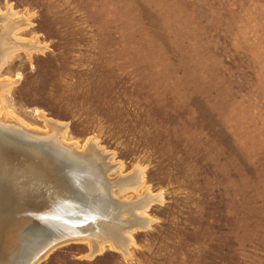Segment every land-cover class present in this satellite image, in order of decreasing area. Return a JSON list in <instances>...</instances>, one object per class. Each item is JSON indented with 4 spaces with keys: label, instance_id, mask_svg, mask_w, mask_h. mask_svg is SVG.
Listing matches in <instances>:
<instances>
[{
    "label": "rangeland",
    "instance_id": "1",
    "mask_svg": "<svg viewBox=\"0 0 264 264\" xmlns=\"http://www.w3.org/2000/svg\"><path fill=\"white\" fill-rule=\"evenodd\" d=\"M6 12L26 26L0 66V120L79 155L96 143L117 175L142 174L124 202L155 195L105 220L134 226L126 251L71 240L35 264H264V0H0Z\"/></svg>",
    "mask_w": 264,
    "mask_h": 264
},
{
    "label": "bare ground",
    "instance_id": "2",
    "mask_svg": "<svg viewBox=\"0 0 264 264\" xmlns=\"http://www.w3.org/2000/svg\"><path fill=\"white\" fill-rule=\"evenodd\" d=\"M10 14L12 13L0 14V24L5 23L0 29V66L17 47L19 48V43H21L17 38H12V34H15L14 31L18 27L26 26L23 22L11 20ZM4 85L5 83L1 86ZM46 121L49 123L48 125H52V128L59 125L53 119ZM18 124L9 122V120L7 122L0 120V264H16L19 258L25 259L24 264H34V258L40 253L42 247L49 245L51 241L62 240L63 238L62 241L89 240L93 251L101 250L104 246L103 241L104 243L110 242L112 247L120 251H126L132 241L126 230L128 232L134 226L127 227L125 223L121 222L111 226L105 220H111V216L129 214L133 210H140L143 214L147 204L155 195H151L147 191L148 193H145L139 200H126L125 202L122 197L126 195L128 188L141 181L142 174L139 175L135 170L128 176L117 175L119 165L112 163L113 157L111 158V155L96 151V143L89 144L87 150L79 155L74 151L76 148L73 151L65 148L62 144L64 140L59 141V137L56 138L55 135H41L44 133H41L40 130V132L32 131L30 134L24 133L25 130L20 133ZM22 134H28L30 140L17 137ZM28 158L31 159L25 161ZM31 161H36L37 164L41 163L42 165H38L46 167V171L44 167H40L41 170H44L39 171V168L31 165ZM111 174L114 177H111ZM69 186L84 192L85 200L83 201H86V205L77 209L75 203L77 199L80 200L82 195L72 191ZM69 197L75 199H69ZM29 198L35 202L31 207L26 206ZM90 202H94L97 208L98 205L101 206L99 215L97 213L93 215V218L98 216L96 217L97 221L93 224H91L90 219L88 220V216L94 213V206L93 208L89 207L91 206ZM50 203H52L51 206L53 205L54 213L59 214L61 211L70 209L72 212L69 215L70 218H76L77 224L81 223L79 226L66 229V232H69V237L65 238L67 233L63 234L62 231L61 233L55 231L49 235L45 228H41L43 226L41 222L47 221V215L44 211ZM40 204H45L42 209H40ZM137 220H139V226H146L147 222L144 216L140 219L137 218ZM98 222L104 225L103 228L101 227L100 233L95 228V224ZM99 226L97 225V227ZM58 233L60 234L57 235ZM39 239L43 242L41 245H37ZM55 243L53 242L51 245ZM35 248L39 249L32 254Z\"/></svg>",
    "mask_w": 264,
    "mask_h": 264
},
{
    "label": "water",
    "instance_id": "3",
    "mask_svg": "<svg viewBox=\"0 0 264 264\" xmlns=\"http://www.w3.org/2000/svg\"><path fill=\"white\" fill-rule=\"evenodd\" d=\"M25 156H27V155H25ZM29 159H31V158H28V159H26L25 161H29ZM32 160H34V159H32ZM24 161V162H25ZM31 165H35V168H39L38 170L39 171H42V170H44V169H42L41 170V168L40 167H44V166H40V165H38L37 164V162L36 161H31ZM45 168V171H46V167H44ZM70 187V189L72 190V191H74V192H79L81 195H82V197L80 198V200H78L77 199V202L75 203L76 205V207H77V209H79L81 206H84V205H86V201H83V200H85V194H84V192L82 191H80V190H78V189H76L75 187H71V186H69ZM70 193V192H69ZM69 199H75V198H73V197H69ZM29 202L26 204V206H29V207H31V206H33L34 204H35V202H33V201H31V198H29V200H28ZM46 204V203H45ZM45 204H40V209H42V207L45 205ZM51 204L52 203H50V204H48L47 206H46V209H45V211H44V213H46V215H47V221H45V222H41L42 224H43V226L41 227V228H45V230L48 232V234L49 235H51V234H53V232H55V231H57V232H60L61 233V231L62 232H64L63 234H65V233H67L66 235V237L65 238H67V237H69L68 236V233L69 232H66V229L67 228H71L72 226H79V225H81V223H79V224H77L76 223V221H77V219L75 218V219H73V218H70L71 216H69V215H71L72 214V212H70V209L69 210H65V211H61L59 214H56V213H54V208H53V205L51 206ZM68 204V203H67ZM88 205V204H87ZM90 208H91V206H89ZM93 208V207H92ZM89 209V208H88ZM87 209V210H88ZM94 209V208H93ZM86 210V211H87ZM84 212V211H83ZM82 212V213H83ZM57 220H56V219ZM59 219H62V220H59ZM59 220V221H58ZM32 221H34V220H32ZM31 221V222H32ZM71 225V226H70ZM35 226V225H34ZM33 233V232H32ZM60 233H58L57 235H59ZM33 234H35V235H37L36 233H33ZM49 235H44V236H49ZM64 239V238H63ZM62 239V240H63ZM61 239H58L57 241H51V243L49 244V245H47V246H45V247H42L41 248V250H40V253H38L36 256H35V258H34V261H33V263L35 264L38 260H39V258L47 251V250H49L50 248H52L53 246H56V245H58V244H61V243H65V242H68V241H71V240H67V241H62ZM39 241H40V239H39ZM39 241H37V245H41L43 242H41L40 241V243H38ZM53 242H56L55 244H53V245H51ZM51 245V246H50ZM39 249V248H38ZM38 249H34V251L32 252V254L33 253H35ZM42 250H44V251H42Z\"/></svg>",
    "mask_w": 264,
    "mask_h": 264
}]
</instances>
